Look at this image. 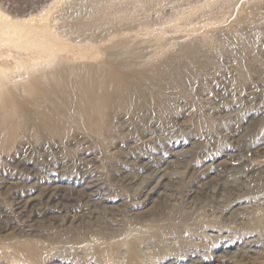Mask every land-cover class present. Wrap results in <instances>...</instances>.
<instances>
[{
    "label": "rangeland",
    "instance_id": "rangeland-1",
    "mask_svg": "<svg viewBox=\"0 0 264 264\" xmlns=\"http://www.w3.org/2000/svg\"><path fill=\"white\" fill-rule=\"evenodd\" d=\"M7 30L62 48L56 68L104 61L118 42L141 69L212 32L250 45L218 52L172 110L129 105L105 143L72 124L3 142L0 264H264V0H0V40ZM251 163L262 172L236 187L232 170Z\"/></svg>",
    "mask_w": 264,
    "mask_h": 264
},
{
    "label": "bare ground",
    "instance_id": "bare-ground-1",
    "mask_svg": "<svg viewBox=\"0 0 264 264\" xmlns=\"http://www.w3.org/2000/svg\"><path fill=\"white\" fill-rule=\"evenodd\" d=\"M21 32L7 30L3 33L5 39L0 40V46H3L0 53L1 147L6 141L8 145L11 144L19 132H29L33 138L40 135L65 138L70 132L71 124L105 143L113 136L119 116L129 112V105L134 114L144 112L148 115L154 111L172 110V95L176 94V90L189 94L190 83L197 79L205 81L210 70L220 66L222 57L217 56L218 52L232 54L234 59L238 58L240 47L248 49L250 45L240 36L228 45L223 42L219 33L212 32L201 43L198 40L190 41L177 47L167 58L147 62V66L141 69L135 61H119L117 53L124 51L118 42L119 44L114 43L101 49L106 55L104 61L56 68L55 65L62 60L51 54H54L58 46L49 43L45 36L37 37L33 32ZM87 38L80 32L73 42H87ZM240 74L243 76L242 67ZM245 168L242 172H237L236 168L232 170L236 172L238 188L244 187L248 178L262 172L256 163L245 165ZM228 179H231L230 176L225 174L217 180L224 182ZM225 183L227 182L223 185ZM228 187L230 191L235 189ZM224 188L226 186H222L221 190H225ZM156 190L157 187L150 193ZM263 204L264 201L259 205ZM259 205L251 208L259 209ZM20 249L24 251L25 248Z\"/></svg>",
    "mask_w": 264,
    "mask_h": 264
}]
</instances>
